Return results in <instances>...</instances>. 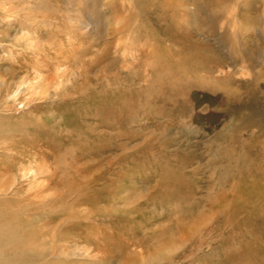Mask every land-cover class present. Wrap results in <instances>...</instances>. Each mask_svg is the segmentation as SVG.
Listing matches in <instances>:
<instances>
[{
  "label": "rangeland",
  "instance_id": "374dc122",
  "mask_svg": "<svg viewBox=\"0 0 264 264\" xmlns=\"http://www.w3.org/2000/svg\"><path fill=\"white\" fill-rule=\"evenodd\" d=\"M205 69L237 96L200 90ZM251 117L264 124V0H0V183L18 179L0 207L25 222L26 264H242L238 228L264 215V127L232 136Z\"/></svg>",
  "mask_w": 264,
  "mask_h": 264
},
{
  "label": "bare ground",
  "instance_id": "6f19581e",
  "mask_svg": "<svg viewBox=\"0 0 264 264\" xmlns=\"http://www.w3.org/2000/svg\"><path fill=\"white\" fill-rule=\"evenodd\" d=\"M70 40V39H69ZM42 45V44H40ZM64 46V44H63ZM63 46H60V49L62 51H64L63 49ZM71 46H72V43L69 45V47L67 48V51H72L71 50ZM54 47V46H53ZM51 47V48H53ZM56 49L58 48H54L53 49V53L51 55V58L54 59V60H57L58 63V67H62L64 66V64L66 63V61H63L62 58H61V55L60 53H58L56 51ZM55 55V56H54ZM61 58V59H60ZM188 61H190L188 59ZM203 61V59H202ZM191 62V61H190ZM204 62V61H203ZM192 64V63H191ZM35 69H38L40 70L39 67H34ZM206 70V73H207V76L206 78L205 77H201L200 79V85H199V89L200 90H207V91H210V90H214V89H219V85L221 84H224L223 87H222V90H225V94L227 96H230V97H236L237 96V92L239 91V89L235 86H232L227 80L226 78H222L218 81V83H221V84H218V86L215 85V83H211L210 79L211 76H212V70ZM201 72V69H200V66L199 64L197 65L196 63H193L189 69V71L186 70L185 73V76L187 75H195L196 73H199ZM184 73H180L181 75ZM38 76H40V73H38ZM65 74H63L61 77L62 78H65ZM229 77V76H228ZM38 79V78H37ZM45 80V77H40L39 81L38 82H44ZM176 80H173L172 83L168 84V87L167 88H171L174 87L173 89L175 90V92L177 93L178 90L176 89L177 87H179V83L178 82H175ZM160 84L159 82H157L156 85ZM179 84V85H178ZM188 84L191 85V87H194V84H197V82H193V80L189 81L188 79ZM161 85V84H160ZM21 86H22V83L20 84V87L18 88V90H15V92H13V97L16 98L18 96V92H21ZM184 86H181L179 89V94H180V91L182 89H185V87L183 88ZM167 88L162 90L160 92V94L164 95L165 93H163L164 91L165 92H169L167 91ZM187 88V87H186ZM67 91H65L66 93ZM173 92V91H172ZM172 94V93H171ZM174 94V93H173ZM172 94V96H173ZM160 110H163V107H160L159 108ZM158 109V110H159ZM175 110V109H174ZM264 127V124L262 121L258 120L257 118H254L251 117L250 119H247V120H244V121H241L239 122L235 127L234 129L232 130V136L233 135H237L240 137L241 134H243L244 132L248 131V132H251L253 129H257L258 132H255V137L258 136V134L260 133V131L262 130V128ZM36 130V129H35ZM34 130V131H35ZM253 135V137H254ZM231 136V135H229ZM3 137V133L1 132V126H0V138L2 139ZM234 138V137H233ZM76 151V150H75ZM74 154H72V158L69 159L71 160L72 162L75 160L73 158ZM86 155L83 156V158H81L80 160H85L84 157ZM247 156H249V154H247ZM246 156V158H247ZM67 157V155L65 156V158ZM70 157V156H69ZM181 160V159H180ZM192 160V159H191ZM190 161V160H189ZM193 161V160H192ZM71 162V163H72ZM237 162L238 160L235 159L234 161H232L230 163V168H238L237 167ZM189 163V162H188ZM185 164L182 160H181V163H179V171H181L182 169L185 168V166L189 165L190 166V163L189 164ZM35 164V167L36 168H33L31 169V171H34V173H32L31 175V179L32 180H37V179H40V177L43 175L42 174V170L40 167H38V164L37 163H34ZM249 168L250 167H247V168H243L242 170H238V172H233L232 174V177L231 178H235L236 176H240V178H243L244 175H248L249 173ZM163 169V168H162ZM161 169V170H162ZM171 170L172 168H169V169H166V170H163L164 172L161 173L160 176V179L162 180L163 182V186H162V190H166V186H167V180L166 179H169L171 177H173L170 173H171ZM160 172V171H159ZM8 170L4 169L2 167V165H0V174L2 177H6V176H9L8 175ZM79 174L78 172L76 173V175ZM29 174L28 173H24L22 175V179L26 178ZM182 175V174H181ZM225 176H221L220 179H223ZM183 178L181 176H179V182L182 180ZM18 179H14L10 182V185L7 186L6 183H0V193L2 192V194H6L8 193V191L12 188V186L17 182ZM1 181V180H0ZM33 182V181H31ZM85 184V183H84ZM39 188L41 187H44V182H40L37 184ZM85 185H88V184H85ZM254 187H256V185H254ZM161 189V188H160ZM260 190H264V185L262 187L259 188ZM245 191L247 192L248 190L245 189ZM166 192V191H165ZM159 198H161L163 196L162 194V191H160V193L158 194ZM1 197V195H0ZM163 199V198H162ZM2 198H0V206L2 204ZM157 200V199H156ZM261 200H263L261 198ZM78 204L81 205V202L82 200L79 199V201H76ZM164 202V199L162 201H159V205H162ZM88 203H91L92 205H97V203L94 201H86L85 204H88ZM264 203V201H263ZM90 207H87L86 209H84V212H87V211H90L89 214H86L85 216V220L87 221H91V219H93L94 217L98 216L96 214H94L95 210L91 208V210L89 209ZM93 210V212H91ZM138 210V208L135 206L134 208H131L130 209V212H136ZM19 218V219H18ZM49 218H52L51 216H49ZM192 219V218H191ZM235 219V218H234ZM256 220V218H252L250 220H248V223H244L245 225L243 226H239L238 228V231L239 232H242L243 231V235L242 238L239 236V237H235L234 239L235 240H242V243H244L245 247H247L249 249L248 252L246 253H241L239 250H237L238 253H240L239 255H242V259H241V263L242 264H260L262 261H264V215L260 216L258 218V222H259V225L260 227L257 228V225L254 224L253 222ZM22 222L25 223L24 221H22V217L17 214V213H14V212H8V211H5L3 210L1 207H0V264H7L9 258L7 259V257L10 255V256H15L16 258H14L17 262L19 261V263L17 264H26L28 262H30V258H26L25 261L23 262V260H21L20 258L21 257H18L20 256L19 252L21 250H23V245H24V237L27 235V231L25 230H21L20 228V225H22ZM88 222V223H89ZM91 223V222H90ZM241 223H243L242 221L240 222V225ZM243 227V230L242 228ZM60 228V226H59ZM226 228V227H225ZM193 229V228H192ZM191 229V231H193ZM227 229V228H226ZM222 230L221 227H219L217 229V231H220ZM190 231V232H191ZM196 231V230H195ZM199 231V229H198ZM29 232V231H28ZM224 232V231H223ZM31 233V232H30ZM29 233V234H30ZM58 231L56 230L55 232V235H57ZM192 233V232H191ZM201 233V231L199 232ZM229 233V232H228ZM245 233V234H244ZM235 233H232V236H234ZM188 236V237H187ZM57 237V236H56ZM185 237L189 238V234H185ZM191 237V235H190ZM186 238V239H187ZM57 240V239H56ZM207 240V239H206ZM58 241V240H57ZM186 241V240H185ZM59 242V241H58ZM204 242V241H203ZM158 243V242H156ZM251 243H254L255 245H251ZM205 244V243H204ZM240 244V242H239ZM138 245V244H137ZM225 246H227L226 244H224ZM255 246V247H253ZM202 247V246H201ZM235 248V247H234ZM246 248V249H247ZM226 249V248H225ZM229 249V248H228ZM242 249V248H240ZM252 249V250H250ZM13 250V251H12ZM230 250V249H229ZM228 250V251H229ZM233 250V249H232ZM232 250H230L232 252ZM229 251V252H230ZM243 251V250H242ZM225 252V251H224ZM227 253V252H226ZM237 254V253H236ZM238 255V254H237ZM238 255V256H239ZM227 256V255H226ZM222 257V256H221ZM232 257V256H231ZM236 257V256H235ZM12 258V257H10ZM29 259V260H28ZM91 260V259H90ZM10 261V260H9ZM228 261V260H227ZM15 264V263H14Z\"/></svg>",
  "mask_w": 264,
  "mask_h": 264
}]
</instances>
